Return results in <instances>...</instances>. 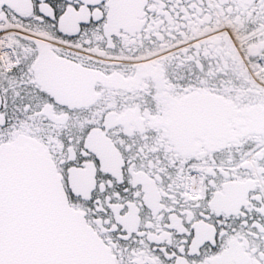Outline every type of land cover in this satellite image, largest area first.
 <instances>
[{
    "label": "flooded vegetation",
    "instance_id": "obj_1",
    "mask_svg": "<svg viewBox=\"0 0 264 264\" xmlns=\"http://www.w3.org/2000/svg\"><path fill=\"white\" fill-rule=\"evenodd\" d=\"M4 145L116 264H264V0L2 6Z\"/></svg>",
    "mask_w": 264,
    "mask_h": 264
},
{
    "label": "water",
    "instance_id": "obj_2",
    "mask_svg": "<svg viewBox=\"0 0 264 264\" xmlns=\"http://www.w3.org/2000/svg\"><path fill=\"white\" fill-rule=\"evenodd\" d=\"M27 2L0 0V8ZM0 264H116L69 205L55 165L29 147H0Z\"/></svg>",
    "mask_w": 264,
    "mask_h": 264
},
{
    "label": "built area",
    "instance_id": "obj_3",
    "mask_svg": "<svg viewBox=\"0 0 264 264\" xmlns=\"http://www.w3.org/2000/svg\"><path fill=\"white\" fill-rule=\"evenodd\" d=\"M192 177H190V180L192 181V184H193V180L191 179Z\"/></svg>",
    "mask_w": 264,
    "mask_h": 264
}]
</instances>
